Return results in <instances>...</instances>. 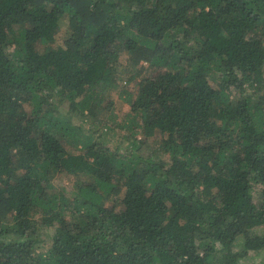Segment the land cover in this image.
I'll use <instances>...</instances> for the list:
<instances>
[{"label":"trees","instance_id":"trees-1","mask_svg":"<svg viewBox=\"0 0 264 264\" xmlns=\"http://www.w3.org/2000/svg\"><path fill=\"white\" fill-rule=\"evenodd\" d=\"M262 252L264 0H0V264Z\"/></svg>","mask_w":264,"mask_h":264},{"label":"rangeland","instance_id":"rangeland-1","mask_svg":"<svg viewBox=\"0 0 264 264\" xmlns=\"http://www.w3.org/2000/svg\"><path fill=\"white\" fill-rule=\"evenodd\" d=\"M61 30H62V28H60L59 25H53L49 29V31H47V36L50 39L51 44H57L59 41H61V38H60ZM43 47L44 46L42 44L36 43L33 45V50L36 53L38 48H43ZM114 101H115V109L119 114L124 115L125 113H127L130 105L127 103V101L123 97L115 95ZM65 183H69V180L68 179L65 180ZM256 257L258 259L264 258V252L259 253Z\"/></svg>","mask_w":264,"mask_h":264}]
</instances>
